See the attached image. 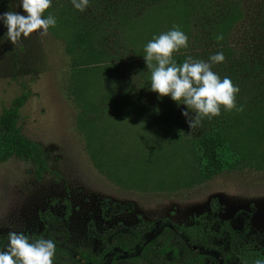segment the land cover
<instances>
[{
    "label": "rangeland",
    "instance_id": "1",
    "mask_svg": "<svg viewBox=\"0 0 264 264\" xmlns=\"http://www.w3.org/2000/svg\"><path fill=\"white\" fill-rule=\"evenodd\" d=\"M129 2L132 11L141 14L128 19L124 32L131 51L117 47L112 35L105 36L111 56L85 72L72 66L64 34L84 16L92 21L110 19L106 9L114 0H89L83 12L71 0H52L44 15H53L56 25L46 35L34 32L16 44L8 41L7 28L0 21V111L26 92L19 124L27 137L42 145L50 168L38 179L29 162L13 158L0 163V237L13 231L40 233L48 218L63 217L67 201V227L75 245L84 244L91 225L99 232L160 218L190 225L209 217L215 206L217 215L235 228L248 223L255 247L264 251L260 165L264 138L255 141L249 136L252 125L264 122L254 124L250 112L253 100L264 90V0H217L216 14L226 7L236 15L234 23L217 27L224 34L222 41L208 34L202 21L194 23L189 57L208 61L223 47L231 49V56L213 64L212 70L240 89L236 104L243 111H228L234 115L229 135L248 154L244 166L197 183H193L187 142L210 119L203 118L191 131L185 118L184 132L176 134L135 106L177 104L181 113L186 110L170 96L152 91L151 77L147 79L139 66L137 52H144L145 45L159 35V31L152 34L150 27L160 29L166 13L151 7L153 0ZM18 4L19 0H0V13H22ZM84 100L100 103L98 111L90 114L91 138L84 130Z\"/></svg>",
    "mask_w": 264,
    "mask_h": 264
},
{
    "label": "trees",
    "instance_id": "2",
    "mask_svg": "<svg viewBox=\"0 0 264 264\" xmlns=\"http://www.w3.org/2000/svg\"><path fill=\"white\" fill-rule=\"evenodd\" d=\"M126 1L128 0H114L113 5L108 4L106 12L110 19L105 17L92 21L84 16V20L77 19L74 27L64 34L65 50L77 71H83V68L84 72L88 71L111 56L110 51L105 48V36L112 35L117 47L131 51V40L125 38L124 32L128 19L141 14L137 15L136 11H132V3L129 2L128 5ZM153 1L151 7L159 12L164 11L166 19L160 29L152 25L150 32L156 34L159 31L160 35L171 30L173 26H179L188 36V44L193 37L195 22L202 21L208 29V34L222 41L224 34L218 33L217 27L224 22L234 23L236 19V15L230 13L226 7L220 14H216L217 0ZM65 24L71 26L72 22L66 20ZM49 29L51 30V27ZM221 36L222 39H218ZM187 48L173 54V59L178 64L190 56ZM220 52L225 57L231 56L230 48L223 47ZM142 53L137 52L141 58L139 66L148 79L151 77V70L147 68L144 60L145 52ZM140 73L143 75V72ZM26 95V92H22L0 111V163L13 158L29 162L34 175L39 179L50 172V168L42 145L27 137L19 124L20 109L25 103ZM253 101L250 112L256 124L264 121V117L259 116L260 113L264 114V90L259 93L258 100ZM99 105V102L84 100V130L88 138H91L94 131V121L90 114L97 112ZM135 106L161 120L168 131L176 134L184 132L186 117L179 111L177 104L151 108L140 107L138 104ZM232 118L234 115L221 106V114L211 118L205 127L188 139L194 172L193 183L207 181L247 163L248 154L245 147L237 144L233 136L229 135ZM249 136L255 141L264 138V122L257 126L252 125ZM93 154L99 153L96 150ZM260 163L264 168V156ZM69 215L70 207L67 201L63 217L48 218L40 233L25 234L31 240L45 238L54 241L56 252L53 264H254L256 259H264V251L255 247V234L247 223L242 229L235 228L229 221L217 215L215 206L209 217L202 221L198 219L190 225L176 224L168 218L142 221L134 226L119 224L101 232L91 225L84 244L76 245L70 241L67 227ZM7 243L8 234L1 236L0 250L4 249Z\"/></svg>",
    "mask_w": 264,
    "mask_h": 264
},
{
    "label": "clouds",
    "instance_id": "3",
    "mask_svg": "<svg viewBox=\"0 0 264 264\" xmlns=\"http://www.w3.org/2000/svg\"><path fill=\"white\" fill-rule=\"evenodd\" d=\"M71 2L81 12L89 5V0ZM51 6L52 0H19L17 7L22 9V13L15 10L0 13V21L7 28L8 41L16 44L34 32L46 35L49 27H54L57 22L53 15H44ZM188 46V36L179 26H173L145 45L143 57L151 70V90L186 106L182 115L186 117L191 131L201 124L203 118L219 116L221 106L226 111H243V106L237 108L236 104L239 87L229 77L221 79L212 70L213 64L224 62V54L218 52L208 61L188 57L178 64L173 54ZM55 252L53 240H31L24 233L13 231L8 233L7 246L0 250V264H53ZM254 264H264V259H256Z\"/></svg>",
    "mask_w": 264,
    "mask_h": 264
},
{
    "label": "flooded vegetation",
    "instance_id": "4",
    "mask_svg": "<svg viewBox=\"0 0 264 264\" xmlns=\"http://www.w3.org/2000/svg\"><path fill=\"white\" fill-rule=\"evenodd\" d=\"M244 225H245V224H244ZM244 225L242 226V228L244 227ZM247 226H248L249 228H251V227L248 225V223H247ZM242 228H241V229H242ZM251 231L253 232V230H252V229H251Z\"/></svg>",
    "mask_w": 264,
    "mask_h": 264
}]
</instances>
